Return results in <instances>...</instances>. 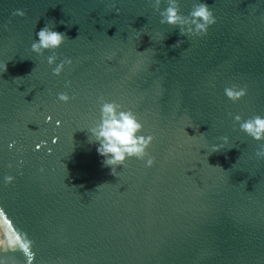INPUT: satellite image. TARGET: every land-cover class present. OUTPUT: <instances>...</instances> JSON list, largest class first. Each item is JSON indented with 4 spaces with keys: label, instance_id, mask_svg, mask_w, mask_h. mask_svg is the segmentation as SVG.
<instances>
[{
    "label": "water",
    "instance_id": "1",
    "mask_svg": "<svg viewBox=\"0 0 264 264\" xmlns=\"http://www.w3.org/2000/svg\"><path fill=\"white\" fill-rule=\"evenodd\" d=\"M0 214V264H264V0H0Z\"/></svg>",
    "mask_w": 264,
    "mask_h": 264
},
{
    "label": "bare ground",
    "instance_id": "2",
    "mask_svg": "<svg viewBox=\"0 0 264 264\" xmlns=\"http://www.w3.org/2000/svg\"><path fill=\"white\" fill-rule=\"evenodd\" d=\"M3 214H0V248L3 247L5 249H9V248H12L14 245H16V238L14 237L13 235V232L10 231V228L7 224V222L3 219ZM5 235V240H4V243H2V237Z\"/></svg>",
    "mask_w": 264,
    "mask_h": 264
},
{
    "label": "trees",
    "instance_id": "3",
    "mask_svg": "<svg viewBox=\"0 0 264 264\" xmlns=\"http://www.w3.org/2000/svg\"><path fill=\"white\" fill-rule=\"evenodd\" d=\"M0 233H1V231H0ZM1 236V235H0ZM1 238V237H0Z\"/></svg>",
    "mask_w": 264,
    "mask_h": 264
}]
</instances>
